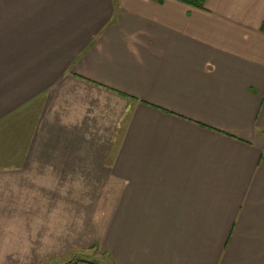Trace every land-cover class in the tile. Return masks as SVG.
<instances>
[{"label":"crops","instance_id":"obj_1","mask_svg":"<svg viewBox=\"0 0 264 264\" xmlns=\"http://www.w3.org/2000/svg\"><path fill=\"white\" fill-rule=\"evenodd\" d=\"M262 25L264 0H206L204 9L177 0H0V122L37 104L39 141L47 123L78 131L100 115L99 102L128 106L107 89L141 101L100 209L101 252L114 264H264ZM7 177L0 171V264L13 251L8 204L17 196Z\"/></svg>","mask_w":264,"mask_h":264},{"label":"rangeland","instance_id":"obj_2","mask_svg":"<svg viewBox=\"0 0 264 264\" xmlns=\"http://www.w3.org/2000/svg\"><path fill=\"white\" fill-rule=\"evenodd\" d=\"M86 82L99 91L106 89ZM106 91L109 96L126 99L128 106L111 99L108 106L103 102L100 108L99 102L100 115L83 120L78 131L73 128L64 132L61 127L47 123L42 128L41 140L36 141L39 117L36 103L0 122V171L8 172L7 179L14 183L12 188L9 184L8 189L10 187L12 194L17 196L8 204V223L13 224L8 229V249L13 250L8 252V263L73 264L82 259L96 264H114L101 252L99 235L106 220L100 209L106 206L103 196L110 191L106 184L114 179L108 169L116 158L122 132L130 125L135 104L141 101L119 91ZM46 96L47 93L43 101ZM63 149L66 152L61 151ZM70 149L73 154H69ZM54 179L57 181L55 187L41 189L39 185L42 184L37 183L51 185ZM76 190L79 191L77 202L73 198ZM40 191L46 199L44 213L33 200ZM82 192H87V196ZM26 196L29 205L22 202ZM51 213L59 215L55 225L52 224L53 216L47 219ZM37 216L44 218L41 224L45 235H37ZM56 229L62 234L53 235ZM74 229L75 235L69 236ZM53 241L58 246L51 251Z\"/></svg>","mask_w":264,"mask_h":264},{"label":"trees","instance_id":"obj_3","mask_svg":"<svg viewBox=\"0 0 264 264\" xmlns=\"http://www.w3.org/2000/svg\"><path fill=\"white\" fill-rule=\"evenodd\" d=\"M177 1L182 2L184 4H187L191 7L197 8V9H204V5H205L206 0H177ZM261 31L264 32V25H262ZM131 98L135 99L133 97H131Z\"/></svg>","mask_w":264,"mask_h":264}]
</instances>
